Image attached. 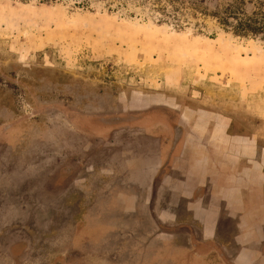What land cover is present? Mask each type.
Wrapping results in <instances>:
<instances>
[{
	"label": "rangeland",
	"instance_id": "obj_1",
	"mask_svg": "<svg viewBox=\"0 0 264 264\" xmlns=\"http://www.w3.org/2000/svg\"><path fill=\"white\" fill-rule=\"evenodd\" d=\"M193 112L227 118L264 152V0H0V264H104L119 232L150 259L118 168L85 216L74 205L93 193L85 174L66 209L54 186L71 185L112 123L173 127Z\"/></svg>",
	"mask_w": 264,
	"mask_h": 264
},
{
	"label": "crops",
	"instance_id": "obj_2",
	"mask_svg": "<svg viewBox=\"0 0 264 264\" xmlns=\"http://www.w3.org/2000/svg\"><path fill=\"white\" fill-rule=\"evenodd\" d=\"M217 119L212 118L215 124ZM153 121L145 129L143 119L130 125L107 127L114 128V135L104 140L101 149L97 147L93 155H88L93 159L81 166L82 171L71 185L67 188L68 182H64V186H54L56 195H61L57 201L59 209H66L69 202L76 200L68 191L87 180L92 195L74 204L85 216L101 192L96 188L108 185L113 170L118 168L123 181L130 188L134 184L131 198L141 216L139 220L148 226L153 238L152 254L146 259L145 250L130 235L119 232L105 245L117 259L104 264H264V152L257 154L252 138L218 132L217 126L202 132L197 121L188 124L175 149L170 151L169 124ZM113 151L119 155L118 164L108 157ZM97 155H106V161L95 163L101 158L96 160ZM138 156L146 163L143 170L124 169L126 158ZM82 174L86 175L85 180L80 178ZM75 206L72 211H76ZM84 216L80 220L85 221ZM87 233L88 239L94 237ZM77 234L82 236L80 230ZM95 238V244L90 240L88 243L102 242ZM70 263L66 256L56 264Z\"/></svg>",
	"mask_w": 264,
	"mask_h": 264
},
{
	"label": "flooded vegetation",
	"instance_id": "obj_3",
	"mask_svg": "<svg viewBox=\"0 0 264 264\" xmlns=\"http://www.w3.org/2000/svg\"><path fill=\"white\" fill-rule=\"evenodd\" d=\"M184 115L185 116H182V118L180 120L176 121V123L174 124L173 127H172L173 123L170 124L169 128L167 130L168 137H169L168 144H169V147H170V151H173L175 149L176 145L178 144V142L181 139V136L183 135V132L187 129L188 124H191L194 121H197V123H199L197 127H199L198 130H201L202 132L205 131V130L207 131L208 129L211 130V128H210L211 126H217L218 127V129H217L218 132L224 130L228 135H232V134L228 133V129H227L229 120L227 118H224L223 116L214 115V116H211L210 117L211 119L208 121V119H209L208 117L209 116H207L206 119L205 118L201 119L200 118L201 117L200 116V112H198V113L193 112V114H191V119L190 120H189V117H190L189 114L185 113ZM212 118H218L217 121H216L217 124H215V122L212 120ZM117 119H119V118H114L112 120H117ZM112 120H110V121H112ZM140 120H142V119L138 118V119H136V120H134V121H132L130 123H136V122H138ZM197 123L195 122L193 124H197ZM112 124H114V126H117V125L122 124V123L121 122H114ZM106 126L110 127L112 125H111V123H107ZM232 136H237V137H241V138L249 137V136L246 137V136H239V135H232ZM250 138H252V137H250ZM262 151H264V150H262ZM260 154H261V152H260ZM260 154H258V155H260Z\"/></svg>",
	"mask_w": 264,
	"mask_h": 264
},
{
	"label": "trees",
	"instance_id": "obj_4",
	"mask_svg": "<svg viewBox=\"0 0 264 264\" xmlns=\"http://www.w3.org/2000/svg\"><path fill=\"white\" fill-rule=\"evenodd\" d=\"M253 30H256L257 31L258 29H253Z\"/></svg>",
	"mask_w": 264,
	"mask_h": 264
}]
</instances>
